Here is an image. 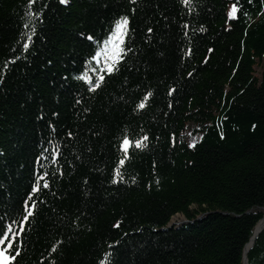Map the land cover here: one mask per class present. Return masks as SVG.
I'll return each mask as SVG.
<instances>
[{"label":"trees","instance_id":"16d2710c","mask_svg":"<svg viewBox=\"0 0 264 264\" xmlns=\"http://www.w3.org/2000/svg\"><path fill=\"white\" fill-rule=\"evenodd\" d=\"M263 215L264 0H0L9 264H244Z\"/></svg>","mask_w":264,"mask_h":264},{"label":"snow or ice","instance_id":"6c2138e0","mask_svg":"<svg viewBox=\"0 0 264 264\" xmlns=\"http://www.w3.org/2000/svg\"><path fill=\"white\" fill-rule=\"evenodd\" d=\"M185 2L187 3L188 0H185ZM237 7L236 5H233L230 13H229V19H234L236 17V13H237ZM127 24V20H123V22L119 25L120 28H123L125 25ZM30 39V37H29ZM25 48H27V44H25ZM101 79H103V77H101ZM98 86V85H97ZM140 108H143L144 107V104H140L139 105ZM145 140L147 139V137L144 138ZM124 145H128L129 144V141L127 139L124 140ZM142 146L141 143H137L136 144V147H140ZM192 147L195 146V143H193L192 145H190ZM125 152H127V148L124 149ZM121 164L124 163L123 160H121L120 162ZM117 175H119V172H117ZM45 187H47V184L44 185ZM32 213L29 211L28 212V215L30 216ZM9 233H13V230L11 228V226H7L2 232H0V244H3L5 241H8V244H7V248L3 249V250H0V264H7V259L4 258L5 256V253L8 251V249L12 248L13 247V243L12 241L9 239ZM15 237V234L13 233V236H12V239H14ZM18 254V253H17ZM11 259H15V257H11Z\"/></svg>","mask_w":264,"mask_h":264},{"label":"water","instance_id":"95a60500","mask_svg":"<svg viewBox=\"0 0 264 264\" xmlns=\"http://www.w3.org/2000/svg\"><path fill=\"white\" fill-rule=\"evenodd\" d=\"M184 216V215H183ZM188 222L187 218L184 216V218L181 219H177L175 220H171L168 224V227L174 226V225H181L183 223ZM264 230V215L263 217L257 222V224L255 225V228L253 230V233L251 235L250 240L247 242V244L245 245L244 248V264H248V252L249 250L253 247L256 239L259 237V235L261 234V232Z\"/></svg>","mask_w":264,"mask_h":264},{"label":"rangeland","instance_id":"374dc122","mask_svg":"<svg viewBox=\"0 0 264 264\" xmlns=\"http://www.w3.org/2000/svg\"><path fill=\"white\" fill-rule=\"evenodd\" d=\"M116 54H117V52L113 53V55H112L113 57L111 58V60H114L116 58ZM197 128H199V127H197L196 125H193V124L189 125V128H188L186 135H185L186 140H187L189 145H192L193 143H197L201 138V132ZM175 217H173V220H175V221L177 219L184 218L183 215H176ZM1 250H3V249H1ZM4 258L7 259V264H9L10 257H9L7 252L5 253Z\"/></svg>","mask_w":264,"mask_h":264},{"label":"bare ground","instance_id":"6f19581e","mask_svg":"<svg viewBox=\"0 0 264 264\" xmlns=\"http://www.w3.org/2000/svg\"><path fill=\"white\" fill-rule=\"evenodd\" d=\"M175 218H176V217H175ZM175 218H174V219H175Z\"/></svg>","mask_w":264,"mask_h":264}]
</instances>
